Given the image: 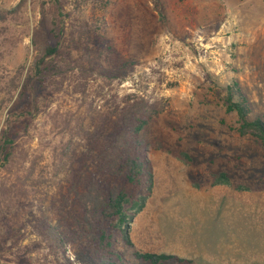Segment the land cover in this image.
Wrapping results in <instances>:
<instances>
[{"label": "rangeland", "instance_id": "rangeland-1", "mask_svg": "<svg viewBox=\"0 0 264 264\" xmlns=\"http://www.w3.org/2000/svg\"><path fill=\"white\" fill-rule=\"evenodd\" d=\"M19 1L0 0V9ZM57 2H44V13L65 34L44 82L25 81L42 0L0 24V147L12 140L0 150V264H94L80 242L49 247L43 226L63 224L62 196L72 203L80 176L116 182L101 147L132 95L167 108L140 133L153 188L130 224L134 247L120 240L117 249L130 264H142L133 250L183 260L171 264H264V147L240 136L226 112L236 82L251 118L264 120V0ZM92 9L101 32L79 43ZM106 39L118 59L137 64L117 70ZM87 54L108 73L87 70ZM220 172L229 186L212 185Z\"/></svg>", "mask_w": 264, "mask_h": 264}, {"label": "trees", "instance_id": "trees-1", "mask_svg": "<svg viewBox=\"0 0 264 264\" xmlns=\"http://www.w3.org/2000/svg\"><path fill=\"white\" fill-rule=\"evenodd\" d=\"M27 1L20 0L9 10L0 9V24L19 18L23 8L27 6ZM103 1L105 0H101L104 6L109 4ZM44 2L58 3L57 0H42L43 18L32 35L34 56L25 80L31 84L44 82L48 72L53 68L51 60L61 54L65 34L57 17L54 14L44 13ZM91 12L92 15L88 19L83 18L81 21L76 36L79 43L89 42L101 32L94 10L92 9ZM106 42L104 50L108 51L112 59H115L113 65L117 67V70L127 71L137 64L134 60L118 59L111 40L106 39ZM86 50L89 51L88 45ZM86 57L87 70L95 72L94 70L99 68L101 74L108 73L102 64L94 65L88 54ZM112 73L114 72H109L110 75H113ZM166 108V101L160 100L149 104L143 97L133 95L124 103V107L118 114V120L113 123L112 139L101 147L104 170L108 176H113L116 182L99 183L89 178L82 181L80 176V181L72 184L67 192L73 195L72 203L69 202L68 195L62 196L63 224L55 225L46 221L43 226V237L49 247H62L72 240L73 243L85 244L94 264H130L115 245L121 240L126 246L134 247L129 236L130 224L143 210L153 188L152 169L142 151L144 147L139 136L149 121L164 112ZM226 112H234L237 115L235 130L240 136L252 137L264 147V120L258 116L251 118L248 100L241 93L236 82L228 87ZM3 143L4 147H0L1 151L6 145L12 143V140L7 136L3 138ZM230 184V179L224 172L213 176L212 185L229 186ZM142 185H144L143 190L140 189ZM235 188L241 191L247 187L239 184ZM73 205H76V209L72 207ZM132 258L142 264L183 262L171 255L138 250L132 251Z\"/></svg>", "mask_w": 264, "mask_h": 264}]
</instances>
